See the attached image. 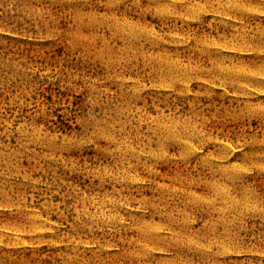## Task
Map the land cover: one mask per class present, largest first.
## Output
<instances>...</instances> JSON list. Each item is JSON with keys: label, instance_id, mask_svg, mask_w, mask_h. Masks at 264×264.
<instances>
[{"label": "rangeland", "instance_id": "obj_1", "mask_svg": "<svg viewBox=\"0 0 264 264\" xmlns=\"http://www.w3.org/2000/svg\"><path fill=\"white\" fill-rule=\"evenodd\" d=\"M0 264H264V0H0Z\"/></svg>", "mask_w": 264, "mask_h": 264}]
</instances>
